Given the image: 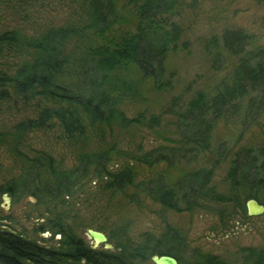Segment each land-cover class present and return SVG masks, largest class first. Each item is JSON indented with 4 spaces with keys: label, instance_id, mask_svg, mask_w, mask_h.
<instances>
[{
    "label": "trees",
    "instance_id": "obj_1",
    "mask_svg": "<svg viewBox=\"0 0 264 264\" xmlns=\"http://www.w3.org/2000/svg\"><path fill=\"white\" fill-rule=\"evenodd\" d=\"M48 1L0 0V14L26 20ZM183 1L80 0L81 15L69 25L31 38H24L17 28L0 31V58L6 53H28L13 73L0 72V112L32 110L36 115L19 122L14 137L57 130L69 141L86 143L101 139L106 129L115 133L143 128L160 133L170 118L175 135L169 139L171 144L149 150L141 146L137 152L120 153L116 147L82 150L73 170L61 169L53 156L38 151L26 157L24 176L19 182L13 180L6 193L19 198L29 193L45 202L67 200L90 178L101 181L109 198L129 194L131 203H140L145 197L176 212L230 202L242 208V196L264 205V143L234 155L226 177L227 192L213 183L214 167L184 172L174 184L163 175L138 181L134 165L128 162L116 171L110 167L116 150L137 166L191 165L211 151L220 121L244 111L257 110L256 116L264 113V47L251 48L252 36L234 29L225 31L221 42L215 38L206 46L212 47L216 69L224 53L238 57L232 73L210 91H198L188 101L174 97L162 115L140 112L130 117L122 110L125 99L138 96L142 81L160 93L173 88L167 59L180 47L188 48L175 20ZM122 72H135L137 78L124 80ZM5 135L0 133V142ZM16 152H20L18 147ZM57 227L62 239L58 246L49 247L0 224V264H143L155 255L179 259L185 248L180 234L172 229L155 246L121 241L111 250L94 247L64 223ZM200 262L225 264L216 256H202ZM243 264H264V249H245Z\"/></svg>",
    "mask_w": 264,
    "mask_h": 264
},
{
    "label": "rangeland",
    "instance_id": "obj_2",
    "mask_svg": "<svg viewBox=\"0 0 264 264\" xmlns=\"http://www.w3.org/2000/svg\"><path fill=\"white\" fill-rule=\"evenodd\" d=\"M80 4V0H49L26 20L0 14V31L17 28L24 38L39 36L49 28L77 21L81 15ZM175 20L183 29V42L188 43V48L180 47L167 59L168 74L172 75L174 86L160 93L152 89L150 82L142 81L138 85V96L122 102V110L130 117L140 112L162 115L172 98L181 96L188 101L198 91H210L228 77L238 57L224 53V61L216 69L210 54L212 47L206 48L215 38L221 42L225 31L243 30L253 38L251 48L264 47V2L259 0H184ZM125 27L128 28L123 26L122 29ZM27 54H4L0 58V72L13 73ZM119 75L127 78L124 80L137 78L135 72ZM2 105L6 107L4 101ZM16 111L0 112V133L7 134L0 142V224L3 227L42 245L56 247L62 239L57 224L64 223L93 245L88 230L106 234L111 250L121 241L135 246H155L157 241H164L172 229L180 234L185 244L177 259L179 264H201L202 256H216L225 264H243L245 249H264V214L249 216L246 196H242V208L230 202L194 212H176L145 197L140 203H131L129 194L109 198L110 193H104L101 181L90 178L67 200L45 202L29 193L20 198L10 196L5 189L14 183L13 180L21 181L26 157H34L38 151L53 156L61 169L73 170L79 164L78 154L85 149L116 147L120 153L137 152L141 146L149 150L171 144L169 139H175L173 118L164 123L160 133L151 134L143 128L115 133L106 129L101 139L97 137L86 143L69 141L57 130L36 131L16 138L14 127L36 117L32 110ZM256 113L257 110L244 111L232 119L220 121L213 133L211 151L191 165L137 166L116 150L110 167L116 171L128 162L134 165L138 181L163 175L170 184L177 182L184 172L214 167L213 183L227 192L226 177L234 155L243 148L258 149L264 143V113L259 116ZM143 264H154L152 257Z\"/></svg>",
    "mask_w": 264,
    "mask_h": 264
},
{
    "label": "water",
    "instance_id": "obj_3",
    "mask_svg": "<svg viewBox=\"0 0 264 264\" xmlns=\"http://www.w3.org/2000/svg\"><path fill=\"white\" fill-rule=\"evenodd\" d=\"M5 199L7 200L8 197H5ZM247 210L251 217L261 216L264 214V205L255 199H250L247 202ZM88 236L93 240L95 247L104 244L106 249H112V245L108 243V237L106 234L90 229L88 230ZM152 261L154 264H179L175 257L169 255H155L152 257Z\"/></svg>",
    "mask_w": 264,
    "mask_h": 264
}]
</instances>
